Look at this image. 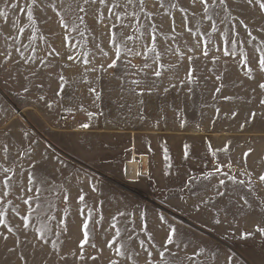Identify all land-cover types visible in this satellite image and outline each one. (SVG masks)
Instances as JSON below:
<instances>
[{
    "label": "rangeland",
    "instance_id": "1",
    "mask_svg": "<svg viewBox=\"0 0 264 264\" xmlns=\"http://www.w3.org/2000/svg\"><path fill=\"white\" fill-rule=\"evenodd\" d=\"M262 4L0 0V264H264Z\"/></svg>",
    "mask_w": 264,
    "mask_h": 264
},
{
    "label": "snow or ice",
    "instance_id": "2",
    "mask_svg": "<svg viewBox=\"0 0 264 264\" xmlns=\"http://www.w3.org/2000/svg\"><path fill=\"white\" fill-rule=\"evenodd\" d=\"M88 2H89V0H84V3H85V4H87ZM93 2H94V0H93ZM100 2H101V3H104L105 0H100ZM128 2L131 3V0H128ZM201 2H202L204 5H207V4H208V0H201ZM219 2H220V3H224V0H219ZM32 3L35 4V3H36V0H32ZM140 3L143 4V0H140ZM261 6L264 7V4H262ZM113 7H119V5H118V4H113ZM80 11L83 12V11H85V9L81 8ZM29 18H30V19L32 18V12H31V11H29ZM209 19H211V17H209ZM205 54H206V53H205ZM70 59H71V57H70ZM259 65H260V69H261V71H264V58H261V59H260V61H259ZM155 74H156V75H160V72L157 71ZM62 79H63V78H62ZM260 87L264 88V84H261ZM93 91H94V90H93ZM82 127H88V125L85 124V125H82ZM187 147H188V146H186V148H187ZM233 179H235V177H233ZM259 179H260L261 181H264V175H261V176L259 177ZM224 183H225L224 180H221V181H220V184H224ZM220 195H223V193H220ZM80 199L83 200V197H81ZM2 215H3V213H0V216H2ZM3 223H4V221H3L2 219H0V224H3ZM84 228L87 229V223L84 225ZM257 230H258L259 232H261V233H264V228H260V227L258 226ZM174 233H175V229H172V230H171V234H170V236H169L168 239H167V243H169V244L173 243L172 236H174ZM40 235L43 236V232H42V231H41ZM246 235H248V234H246ZM84 236H85V241H86V240H87V237H88V232H87L86 230H85V232H84Z\"/></svg>",
    "mask_w": 264,
    "mask_h": 264
},
{
    "label": "bare ground",
    "instance_id": "3",
    "mask_svg": "<svg viewBox=\"0 0 264 264\" xmlns=\"http://www.w3.org/2000/svg\"><path fill=\"white\" fill-rule=\"evenodd\" d=\"M146 156H143V162L140 164L138 161H128L126 164V175L129 179L134 180L138 177L141 171H147Z\"/></svg>",
    "mask_w": 264,
    "mask_h": 264
},
{
    "label": "water",
    "instance_id": "4",
    "mask_svg": "<svg viewBox=\"0 0 264 264\" xmlns=\"http://www.w3.org/2000/svg\"><path fill=\"white\" fill-rule=\"evenodd\" d=\"M0 91H1V92H2L4 95H6V94H5V92L2 90V88H1V87H0ZM6 96H7V95H6Z\"/></svg>",
    "mask_w": 264,
    "mask_h": 264
}]
</instances>
